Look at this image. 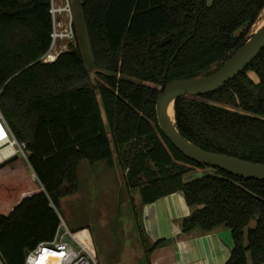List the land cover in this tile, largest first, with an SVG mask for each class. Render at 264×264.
Instances as JSON below:
<instances>
[{
	"label": "trees",
	"instance_id": "trees-1",
	"mask_svg": "<svg viewBox=\"0 0 264 264\" xmlns=\"http://www.w3.org/2000/svg\"><path fill=\"white\" fill-rule=\"evenodd\" d=\"M50 9L51 0H0V108L27 144L42 185L0 214L8 264H24L28 250L53 240L61 200L78 189L79 163H112L116 151L141 206L182 192L191 210L181 220L182 234L230 229L234 246L226 264H264V181L216 168L186 181L211 167L178 151L156 114L159 87L220 68L263 21L264 0L82 1L101 77L97 89L77 43L42 60L52 43ZM250 70L258 83L249 80ZM175 118L182 134L204 149L264 163V49L218 90L177 99ZM26 187L1 183L0 197L16 199ZM137 224L144 228L142 218ZM166 243L147 248L148 263Z\"/></svg>",
	"mask_w": 264,
	"mask_h": 264
},
{
	"label": "rangeland",
	"instance_id": "rangeland-1",
	"mask_svg": "<svg viewBox=\"0 0 264 264\" xmlns=\"http://www.w3.org/2000/svg\"><path fill=\"white\" fill-rule=\"evenodd\" d=\"M70 1L73 7L75 39L59 41L56 48L51 52L55 54L58 49L61 53L77 43L84 55L91 84L94 88L99 87L101 77L98 75V68L94 66L93 62L82 12V0ZM59 20L62 23L59 28L64 27L67 19L59 18ZM253 27L250 34L254 32ZM247 75L249 80H252L255 84L258 83L259 77L256 72L250 70ZM28 170L32 171V167L29 161L20 154L18 157L9 160V163L0 169V184L4 182L26 184L27 187L20 191L19 197H22L20 194L23 192L30 191V194H32L41 191L42 185L38 177L36 178L33 171L31 173ZM210 172H212V168L199 169L188 174L185 180L191 181ZM126 173L127 171L120 165L117 151L114 153L112 163L101 161L91 164L87 160H82L78 168L77 191L61 200L58 210L59 216L63 218L73 234L95 255L98 264H150L146 258V250L154 245L153 240L150 237L148 238L145 229L137 224V220L140 219L141 221L142 218L140 207L143 205L141 206L137 190L133 193L129 192L126 186ZM180 194L185 199L182 192L173 193L168 197L175 195L173 200H176L175 203L180 206ZM132 198L135 201L136 209ZM13 200L6 201L0 197V211H7ZM162 207L164 206L160 203L157 207L160 208V214L154 218V224L157 223L161 229L171 226V223L164 220L165 211ZM137 214L139 217H136ZM231 244L233 249L232 236L231 242L224 240L226 248L229 249Z\"/></svg>",
	"mask_w": 264,
	"mask_h": 264
},
{
	"label": "water",
	"instance_id": "water-1",
	"mask_svg": "<svg viewBox=\"0 0 264 264\" xmlns=\"http://www.w3.org/2000/svg\"><path fill=\"white\" fill-rule=\"evenodd\" d=\"M84 3L86 0H82ZM264 49V23L223 65L209 75L165 81L159 87L156 114L164 136L186 158L231 175L264 181V163L252 162L225 153L204 149L190 141L179 130L175 118V103L183 96H202L214 92L239 76ZM97 89V87H95ZM173 113L174 120L171 117ZM8 162L0 165V169ZM34 172V171H33ZM32 173V171H31ZM68 239V238H67Z\"/></svg>",
	"mask_w": 264,
	"mask_h": 264
},
{
	"label": "crops",
	"instance_id": "crops-1",
	"mask_svg": "<svg viewBox=\"0 0 264 264\" xmlns=\"http://www.w3.org/2000/svg\"><path fill=\"white\" fill-rule=\"evenodd\" d=\"M32 171H34L33 168ZM23 193L20 194L22 197L18 196L13 200L11 207L7 211H0V214L8 215L25 195L31 196L35 194H30V191L25 192V195ZM175 195L167 196L168 198H162L156 203L140 207L143 229H145V234L148 238L150 237L153 240L152 243L154 244L160 239H167L165 245L154 250L150 264H226L230 250L232 251V244L228 249L224 245V240L231 242V230L225 228L206 235L182 234L181 220L187 217L191 210L181 194L179 196L180 206H178L175 203L176 200H173ZM160 203L164 206L162 207L165 211L164 220L171 223V226H166L163 229L158 227L157 223L156 225L154 224V218L160 214L161 207L157 208Z\"/></svg>",
	"mask_w": 264,
	"mask_h": 264
},
{
	"label": "built area",
	"instance_id": "built-area-1",
	"mask_svg": "<svg viewBox=\"0 0 264 264\" xmlns=\"http://www.w3.org/2000/svg\"><path fill=\"white\" fill-rule=\"evenodd\" d=\"M50 13L53 20L52 43L47 54L42 58L50 62L57 58L60 52L53 51L59 41L75 39L73 26V7L70 0H51ZM59 18H66L64 27ZM0 165L20 154L29 161V151L25 142L19 141L0 108ZM25 195V193H23ZM25 195L24 197H26ZM53 240L39 243L34 249L28 250L24 264H98L95 255L73 234L63 218ZM68 238V239H67ZM0 264H8L0 250Z\"/></svg>",
	"mask_w": 264,
	"mask_h": 264
},
{
	"label": "bare ground",
	"instance_id": "bare-ground-1",
	"mask_svg": "<svg viewBox=\"0 0 264 264\" xmlns=\"http://www.w3.org/2000/svg\"><path fill=\"white\" fill-rule=\"evenodd\" d=\"M264 23V19H263V21L260 23V25L257 27V28H259L262 24ZM257 30V29H256ZM255 30V31H256ZM171 117H172V119L174 120V117H173V113L171 112Z\"/></svg>",
	"mask_w": 264,
	"mask_h": 264
},
{
	"label": "snow or ice",
	"instance_id": "snow-or-ice-1",
	"mask_svg": "<svg viewBox=\"0 0 264 264\" xmlns=\"http://www.w3.org/2000/svg\"><path fill=\"white\" fill-rule=\"evenodd\" d=\"M0 135H2V133H0Z\"/></svg>",
	"mask_w": 264,
	"mask_h": 264
}]
</instances>
